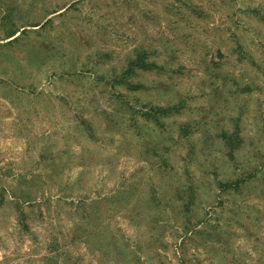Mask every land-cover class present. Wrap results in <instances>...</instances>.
<instances>
[{"label": "rangeland", "instance_id": "rangeland-1", "mask_svg": "<svg viewBox=\"0 0 264 264\" xmlns=\"http://www.w3.org/2000/svg\"><path fill=\"white\" fill-rule=\"evenodd\" d=\"M0 264H264V0H0Z\"/></svg>", "mask_w": 264, "mask_h": 264}]
</instances>
